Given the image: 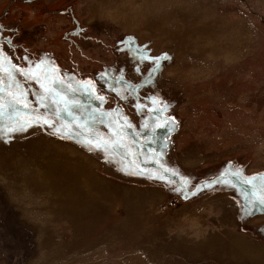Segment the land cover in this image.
Wrapping results in <instances>:
<instances>
[{
    "label": "rangeland",
    "instance_id": "obj_1",
    "mask_svg": "<svg viewBox=\"0 0 264 264\" xmlns=\"http://www.w3.org/2000/svg\"><path fill=\"white\" fill-rule=\"evenodd\" d=\"M261 196L264 0H0V264H264Z\"/></svg>",
    "mask_w": 264,
    "mask_h": 264
},
{
    "label": "snow or ice",
    "instance_id": "obj_2",
    "mask_svg": "<svg viewBox=\"0 0 264 264\" xmlns=\"http://www.w3.org/2000/svg\"><path fill=\"white\" fill-rule=\"evenodd\" d=\"M165 55H166V54H165ZM5 56H6V54H5ZM149 59H154L155 62H156L157 64L159 63V58H151V57H149ZM21 71H23V70L21 69ZM88 83L90 84L91 82H88ZM46 91H51V90H46ZM21 95H23V93H21ZM98 98H99V99H103V97H98ZM41 99H44V98L42 97ZM20 102H21V103H24V101H20ZM27 106H28V105L25 104V107H27ZM42 119H43L42 117H39V116H38V117H36L35 120H26L23 124H21V125L19 126L18 129H10V131H15V130H21V131H22V130H24V128H25L27 125H30V124H32V123L40 122ZM43 123L48 124V123H50V121H48L47 119H43ZM171 123H172V124H175V120H174V118H172ZM161 127H168V122L166 121L165 124L161 125ZM97 146H99V144H97ZM247 182H248V183H251L252 181H251V179H249ZM251 203H253V204H255V203H259V204H261V205H264V196L257 197L256 200L253 201V202H251Z\"/></svg>",
    "mask_w": 264,
    "mask_h": 264
},
{
    "label": "crops",
    "instance_id": "obj_3",
    "mask_svg": "<svg viewBox=\"0 0 264 264\" xmlns=\"http://www.w3.org/2000/svg\"><path fill=\"white\" fill-rule=\"evenodd\" d=\"M174 118H175V121H177V123L175 122V125L176 126H174L175 127V130L176 131H178V128H179V122H178V119H177V117L174 115Z\"/></svg>",
    "mask_w": 264,
    "mask_h": 264
}]
</instances>
